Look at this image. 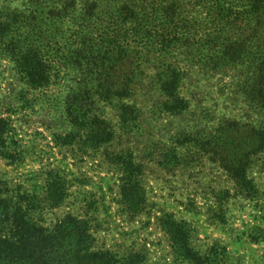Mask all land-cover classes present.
Here are the masks:
<instances>
[{
  "label": "rangeland",
  "instance_id": "374dc122",
  "mask_svg": "<svg viewBox=\"0 0 264 264\" xmlns=\"http://www.w3.org/2000/svg\"><path fill=\"white\" fill-rule=\"evenodd\" d=\"M251 1L226 0L248 54L216 71L207 0H77L69 10L67 0H0L2 238L21 208L49 234L74 220L100 264H194L186 248L218 264H264V151L248 160L244 186L220 161L234 138L217 139L227 121L264 127L241 89L264 40ZM125 6L133 20L123 21ZM86 32L100 50L112 34V51L89 67ZM168 34L187 37L167 47ZM168 64L182 73V112L169 111L162 88ZM12 250L0 241V264H34Z\"/></svg>",
  "mask_w": 264,
  "mask_h": 264
},
{
  "label": "trees",
  "instance_id": "16d2710c",
  "mask_svg": "<svg viewBox=\"0 0 264 264\" xmlns=\"http://www.w3.org/2000/svg\"><path fill=\"white\" fill-rule=\"evenodd\" d=\"M207 2L212 3V8L214 9L211 13L212 21L218 22V30H215V33L208 37L210 51L213 53L205 56L208 61L206 63L216 71L228 66L244 64L247 60L248 49L246 39L241 33L239 34V19L231 20L230 17L233 15V11L227 9L226 0H207ZM76 3L77 0H67L66 10H69ZM156 5L154 4L153 9L156 8ZM97 6V2L93 3L90 11L98 9ZM249 7V10L246 12L247 15L256 20L257 26L264 28V0H252ZM157 8L153 10L154 13L164 10L162 3H158ZM170 9V7H167L165 10L171 13L172 16L175 11ZM122 11L124 22L129 21L131 18L132 20L134 19L135 8L133 6H125L120 10V12ZM229 11L232 12L229 13ZM227 18L228 21L226 22ZM245 19L241 18L240 20L244 23ZM82 37L87 44L86 50L90 54L82 58L86 66L89 67L92 64L96 65L97 63L104 62L105 58L112 51V41H109V39H112V34H108L100 39V43L106 42L108 45L107 47L102 46V50L95 46L92 36L87 32L83 33ZM169 37L180 41L184 40L187 36L183 35L181 36L183 38H181L168 34L164 38V42L168 45L167 47H171L173 44V41L171 42ZM261 37L264 39V30H261ZM116 46L119 47L121 45L117 42ZM250 63L252 65L249 66L250 72L242 85V93L255 108L264 112V40H262L255 58ZM38 70L41 69L39 68ZM30 77L35 83H42L46 79V75L40 71L30 74ZM160 81L162 88L170 98V102L168 103L169 111L182 112L186 110L187 102L178 95V88L182 81V73L178 68L173 64H168L160 74ZM108 93L112 95V91ZM114 95L125 96L124 87L117 89ZM219 133L220 135L217 139L221 141L224 137H233L232 144H235L233 154L229 158L221 159V164L238 182L247 186L246 172L248 160L251 156L264 151V127H254L249 124H240L236 121H227L221 126ZM243 137L245 138V141H243L245 145H243L241 140ZM4 155L8 159H14V156L9 152H6ZM13 217L15 233L11 237H3L4 239L0 235V241L4 243L5 250L16 249L9 252L7 256L15 255L16 259L21 261L30 260L34 264H100L99 261L104 262V259H100L94 253H90L89 249L85 247L87 240L85 232L82 231L80 225L74 220L65 222L57 228L55 233L49 234L40 226L32 223L21 208L15 210ZM9 220V207L5 201L0 200V227H2L3 223L9 222ZM186 255L194 264H218L216 259L200 256L189 248H186Z\"/></svg>",
  "mask_w": 264,
  "mask_h": 264
}]
</instances>
